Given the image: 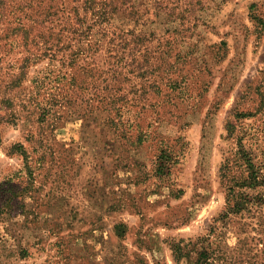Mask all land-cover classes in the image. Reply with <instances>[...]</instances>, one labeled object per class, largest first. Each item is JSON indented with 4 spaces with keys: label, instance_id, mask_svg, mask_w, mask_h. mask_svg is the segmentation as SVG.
Masks as SVG:
<instances>
[{
    "label": "rangeland",
    "instance_id": "obj_1",
    "mask_svg": "<svg viewBox=\"0 0 264 264\" xmlns=\"http://www.w3.org/2000/svg\"><path fill=\"white\" fill-rule=\"evenodd\" d=\"M27 1L26 25L53 21L32 36L83 51L19 47L12 6ZM1 2L0 264H193L177 247L208 238L243 263L218 219L242 154L264 209V0H133L137 16L111 23L147 35V51H106L77 0Z\"/></svg>",
    "mask_w": 264,
    "mask_h": 264
},
{
    "label": "trees",
    "instance_id": "obj_2",
    "mask_svg": "<svg viewBox=\"0 0 264 264\" xmlns=\"http://www.w3.org/2000/svg\"><path fill=\"white\" fill-rule=\"evenodd\" d=\"M82 3L83 10L89 19L94 21V25H98L101 31V43L102 46H106V51H147V43L149 41L147 35L143 33H136L134 30L125 32L119 27L111 23L115 15L122 14L133 19L137 16L133 0H77ZM166 1V0H165ZM13 3V2H12ZM168 3V2H167ZM0 0V24L1 14L6 10V7L2 5ZM6 4V3H5ZM38 8L37 6L27 1L23 5H14L12 10L20 12L21 18H17L15 21L14 29L10 36L17 38L20 36V45L26 52L30 51H83L80 48H71L66 45V41L61 39H55L52 34H45L40 32L38 35H31V31L35 26H40L45 30H52L51 26L53 21L50 17L47 19L46 12H35V15H42L43 19L33 20L30 19L26 25L24 20L29 16V12ZM158 8H162L171 17L182 19V13L179 7L174 3H168L165 5L163 2H158ZM11 11V10H10ZM9 11V12H10ZM9 16L10 14L7 13ZM189 29L184 27L179 31H173L174 34H181V37ZM189 39V37H187ZM89 39H75L76 43L87 42L88 50L96 51L100 46L99 43H90ZM52 42H55L54 44ZM96 46V47H94ZM55 57V56H53ZM29 57H25L23 61L28 64ZM123 64V62H119ZM141 70V68H139ZM241 164L233 162L228 163L223 171V179L226 185V198L223 211L220 214V220L226 230H233L237 234L236 246L242 251V256L246 259L243 263L235 261H227V255L225 258H221L222 252L220 244L221 239L212 242V239L208 238L205 241L196 239L194 243H187L177 247L176 254L179 258L184 257L191 249H195L196 259L193 264H263L253 259L255 254H251V251L257 250L259 245L262 246L261 252L264 253V209L259 206L257 198L249 195L251 188L260 187V183L257 179L258 173L254 166L250 162V159L245 155L240 156ZM235 167H240V172H237ZM235 170V171H234ZM232 173L234 175H232ZM236 173V174H235ZM264 185V183H263ZM247 215V217H245ZM248 218V220H243ZM255 234V236L252 235ZM214 234V233H213ZM221 235V234H220Z\"/></svg>",
    "mask_w": 264,
    "mask_h": 264
}]
</instances>
